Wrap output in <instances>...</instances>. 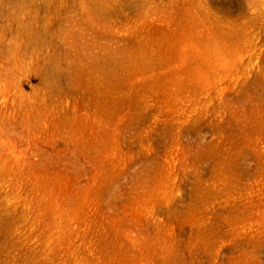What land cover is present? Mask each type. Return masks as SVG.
<instances>
[{
	"label": "rangeland",
	"instance_id": "1",
	"mask_svg": "<svg viewBox=\"0 0 264 264\" xmlns=\"http://www.w3.org/2000/svg\"><path fill=\"white\" fill-rule=\"evenodd\" d=\"M0 264H264V0H0Z\"/></svg>",
	"mask_w": 264,
	"mask_h": 264
}]
</instances>
